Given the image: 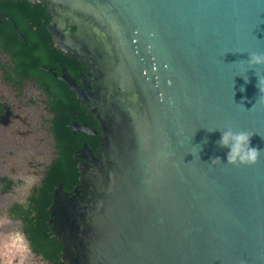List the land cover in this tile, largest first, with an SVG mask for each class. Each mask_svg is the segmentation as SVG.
I'll use <instances>...</instances> for the list:
<instances>
[{"label": "water", "instance_id": "1", "mask_svg": "<svg viewBox=\"0 0 264 264\" xmlns=\"http://www.w3.org/2000/svg\"><path fill=\"white\" fill-rule=\"evenodd\" d=\"M23 1L80 63L63 82L96 127L73 188L51 193L60 260L264 264V152L237 166L217 144L231 129L264 150V65L246 63L264 52V0Z\"/></svg>", "mask_w": 264, "mask_h": 264}, {"label": "flooded vegetation", "instance_id": "2", "mask_svg": "<svg viewBox=\"0 0 264 264\" xmlns=\"http://www.w3.org/2000/svg\"><path fill=\"white\" fill-rule=\"evenodd\" d=\"M37 6L0 7V221H7L0 225V264H19V255L5 247L7 237L24 235L19 211L61 157L57 131L73 138L65 150L75 147L74 166L77 148L97 151V137L81 131H95V123L63 82L76 88L82 67L52 46L44 8ZM25 264L47 262L31 250Z\"/></svg>", "mask_w": 264, "mask_h": 264}, {"label": "trees", "instance_id": "3", "mask_svg": "<svg viewBox=\"0 0 264 264\" xmlns=\"http://www.w3.org/2000/svg\"><path fill=\"white\" fill-rule=\"evenodd\" d=\"M0 7H30L26 1L1 2ZM37 7H41L40 5ZM61 157L54 169L48 171L37 190L33 193L25 209H20L18 219L22 222V232L29 241L33 252L39 254L47 264H64L60 260V254L56 242L46 228V218L51 193L58 183L63 185V189L70 190L76 181V169L71 161V151L75 148L65 150L67 143L70 144L72 137L68 130L57 131ZM97 145V140H93L92 147ZM78 146V145H77Z\"/></svg>", "mask_w": 264, "mask_h": 264}, {"label": "clouds", "instance_id": "4", "mask_svg": "<svg viewBox=\"0 0 264 264\" xmlns=\"http://www.w3.org/2000/svg\"><path fill=\"white\" fill-rule=\"evenodd\" d=\"M246 63L249 65L250 69H255L256 66L264 65V52L250 53ZM256 75L258 77L257 87L259 88L260 93H264V78L260 77L258 74ZM241 91H244V89L241 88ZM221 132L222 136L221 139L217 141V144L221 148L229 149L227 153V164L237 166L252 165L257 162L260 154L264 152V150L250 146L252 135L248 132H237L231 129ZM217 160L220 161L219 158H215L212 160V162ZM6 222L7 221H0V225ZM7 238L10 243L6 244L5 247L10 251L14 250V253L19 255V264H25V260L31 252L26 237L21 232L16 231L9 233Z\"/></svg>", "mask_w": 264, "mask_h": 264}, {"label": "rangeland", "instance_id": "5", "mask_svg": "<svg viewBox=\"0 0 264 264\" xmlns=\"http://www.w3.org/2000/svg\"><path fill=\"white\" fill-rule=\"evenodd\" d=\"M10 262V261H9ZM10 264V263H9Z\"/></svg>", "mask_w": 264, "mask_h": 264}]
</instances>
